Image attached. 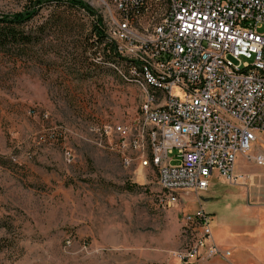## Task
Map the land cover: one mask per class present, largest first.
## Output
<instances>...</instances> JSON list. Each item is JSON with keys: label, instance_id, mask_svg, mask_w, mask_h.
Masks as SVG:
<instances>
[{"label": "rangeland", "instance_id": "374dc122", "mask_svg": "<svg viewBox=\"0 0 264 264\" xmlns=\"http://www.w3.org/2000/svg\"><path fill=\"white\" fill-rule=\"evenodd\" d=\"M33 1L0 0V16ZM82 1L95 15L63 4L75 17L57 27L49 25L55 3H44L27 25L36 32L48 23L29 57L0 51V264H200L181 253L196 237L185 216L201 208L213 217L217 244L234 248L207 264H254L245 246L254 239V204L264 203V166L254 161L264 135L238 157L244 179L214 176L208 190L161 205L157 169L126 164L118 134L105 135L142 118L144 95L91 53L95 17L103 32L111 27L108 0Z\"/></svg>", "mask_w": 264, "mask_h": 264}, {"label": "built area", "instance_id": "2783aa9c", "mask_svg": "<svg viewBox=\"0 0 264 264\" xmlns=\"http://www.w3.org/2000/svg\"><path fill=\"white\" fill-rule=\"evenodd\" d=\"M103 2L111 27L94 57L144 95L141 119L104 130L118 134L125 163L156 168L169 207L182 191L208 190L214 176L244 179L237 159L264 135V0ZM254 161L264 166V151ZM212 219L203 208L186 214L196 237L184 263L231 255L215 241Z\"/></svg>", "mask_w": 264, "mask_h": 264}, {"label": "trees", "instance_id": "16d2710c", "mask_svg": "<svg viewBox=\"0 0 264 264\" xmlns=\"http://www.w3.org/2000/svg\"><path fill=\"white\" fill-rule=\"evenodd\" d=\"M47 0H38L30 3L24 11L17 12L11 15L0 16V51L5 52L10 56L16 57H29L30 45L40 41L42 38L43 30L47 28L48 23L40 26V29L34 32L32 29L27 28L28 22L31 21L36 15L39 14L41 7ZM54 2V19L49 23L52 26H69L70 18L73 14L67 12V5L78 9H83L90 16L95 15V11L91 6L85 4L82 0H48ZM49 4V3H47ZM63 4H67L61 9ZM40 9V10H39ZM97 19V20H96ZM99 17L94 19V29L92 34L94 38L91 42V53L97 54L101 50L100 41L104 38L101 22ZM46 25V26H45ZM107 56V55H106ZM105 56V57H106ZM106 60V58H105ZM100 65H102L100 63ZM103 66V65H102Z\"/></svg>", "mask_w": 264, "mask_h": 264}, {"label": "crops", "instance_id": "0c3cea01", "mask_svg": "<svg viewBox=\"0 0 264 264\" xmlns=\"http://www.w3.org/2000/svg\"><path fill=\"white\" fill-rule=\"evenodd\" d=\"M142 168H139V170ZM261 201V197L257 198ZM251 218L254 220V231L250 232L254 235L251 247L245 246L252 250L254 254V264H264V203H256L251 212ZM213 221V219H212ZM213 234L215 239V231L213 225ZM216 240V239H215ZM224 249L231 250V257L233 256L234 248L226 247ZM233 263V262H232ZM235 264V263H233Z\"/></svg>", "mask_w": 264, "mask_h": 264}, {"label": "bare ground", "instance_id": "6f19581e", "mask_svg": "<svg viewBox=\"0 0 264 264\" xmlns=\"http://www.w3.org/2000/svg\"><path fill=\"white\" fill-rule=\"evenodd\" d=\"M238 160V159H237ZM236 164H237V162H236ZM212 223H213V221H212ZM212 232H213V224H212ZM213 237H214V234H213ZM216 241V240H215Z\"/></svg>", "mask_w": 264, "mask_h": 264}]
</instances>
